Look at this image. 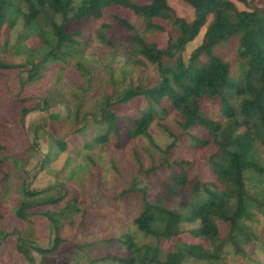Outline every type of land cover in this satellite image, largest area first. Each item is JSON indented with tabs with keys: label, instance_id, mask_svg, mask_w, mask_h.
<instances>
[{
	"label": "trees",
	"instance_id": "16d2710c",
	"mask_svg": "<svg viewBox=\"0 0 264 264\" xmlns=\"http://www.w3.org/2000/svg\"><path fill=\"white\" fill-rule=\"evenodd\" d=\"M182 1L193 9L190 21L166 0H0L3 43L14 33L12 48L28 51L22 64L0 60V69L20 67L24 74L17 76L16 93L5 94V86L0 92V130L6 116L22 125L26 114L46 110L51 102H64L67 109L65 115L49 113V122L30 125L32 135L20 156L29 162L39 152L32 167L12 159L0 143V167L8 168L0 178V246L15 236L16 251L28 264H264V4ZM116 8L134 15L139 24ZM208 15L212 18L201 43L184 60L181 51ZM116 25L126 32L118 40L112 37ZM89 28L97 46L108 48V63L84 56L80 38ZM154 33L166 34L165 46L152 38ZM29 37H36V47H26ZM230 37L237 40L236 59L243 66L236 81L231 80L230 63L214 52L215 45ZM142 60L154 66L156 80L127 81ZM68 65L76 74L71 82L64 79ZM45 70L53 71V77L44 95L36 100L21 96L22 89L41 85ZM206 101L216 103L213 114L204 108ZM169 112L179 133L188 135L189 150L204 155L212 180L199 178L193 160L169 159L167 151L177 138L166 126ZM155 126L173 138L164 149L155 143ZM40 137L47 140L45 150ZM138 139L143 140L141 148L160 151L149 167L130 146ZM107 146L130 150L138 164L139 175L118 191L106 190L102 180L106 168L100 165L101 156ZM63 152L59 167L49 169L55 181L32 189L31 170L47 168ZM109 163L119 171L111 158ZM160 169L167 172L154 186L141 184V173L155 175ZM83 179L76 191L67 184ZM86 181L97 188L90 197L83 189ZM134 192L141 195L140 204L128 203ZM102 202L117 210L113 232L80 243L62 237L60 221L80 211L93 216ZM54 205L57 209L49 208ZM7 208L21 226L6 229ZM86 214L77 234L93 224ZM35 216L46 218L50 243L32 239ZM123 216L126 223L120 222ZM183 233L192 240L182 241Z\"/></svg>",
	"mask_w": 264,
	"mask_h": 264
},
{
	"label": "rangeland",
	"instance_id": "374dc122",
	"mask_svg": "<svg viewBox=\"0 0 264 264\" xmlns=\"http://www.w3.org/2000/svg\"><path fill=\"white\" fill-rule=\"evenodd\" d=\"M140 1V0H139ZM168 5L175 11V13L181 17H183L185 20L190 21L193 19V9L190 5L183 2L182 0H166ZM264 4V0H251L249 1V4L247 7H255V6H261ZM237 7L239 9H246V6L236 3ZM115 12L120 14L123 17H126L130 22L139 24V20L132 14L128 13V11H122L119 9H115ZM212 18V15H208L206 22L203 27L200 28L198 34L196 37L189 42L185 48L181 51L183 59L187 60L190 52L193 48H195L197 45L201 43L203 33L205 31L206 25L210 22ZM126 32L122 27L116 25L114 28V33L112 34V37L115 40L121 39L120 36L124 35ZM5 35H0V60L10 63V64H22L25 62L26 57L28 56V51L25 48H22L18 50L15 48H12L11 43L13 42L15 38V34L13 33L11 37L9 38L8 44L3 43L5 39ZM152 38L158 42L160 46H165L166 42V34L165 33H154L152 35ZM81 42L84 43V45H81L82 47L86 48V52L84 56L90 61V62H101L102 63H108L111 59L109 55V50L105 46H97V41L94 38L92 28H89L83 32L82 37L80 38ZM38 44V41L36 37H29L26 40V47H36ZM238 46H237V40L235 37L228 38L223 43H218L214 47V52L221 56L223 59L227 60L230 63L231 66V80L236 81V79L240 76L241 69L243 66L238 62L236 59V52H237ZM144 60V59H143ZM142 64L137 65L128 75H127V81H132L133 83H150L154 82L156 80V71L153 65L149 64L147 61H143ZM120 64V63H119ZM20 67L17 68H9V69H0V92L3 88V86L6 87L7 92L5 94L9 95L10 93H16L18 91L17 84V76L24 75L23 73H19ZM76 74L74 73L73 67L71 65H68L65 72H64V79L66 82H71L73 77ZM42 83L40 86L34 85L33 87L24 88L21 90V96L23 97H31L35 98H41L46 88L51 84V80L53 77V71L51 70H45L42 74ZM76 77V76H75ZM4 94V95H5ZM5 98V97H3ZM6 99V98H5ZM5 101V100H4ZM233 102V99H231ZM34 102V100H33ZM5 104V103H3ZM216 103L214 101H206L204 102V108L208 111V113L213 114V109H215ZM16 112V110H11ZM49 113H59L62 115H65L67 113L66 105L64 102H56L54 101L50 103V105L46 108V110H33L26 114L24 116L23 124H19L18 122H15L13 118H7L6 125H3V128L0 130V143L6 148L5 153L7 155H10V157L13 159H20L23 162L24 167H32L35 162L40 157V153L37 152V154L33 157H31V160L29 162L24 161L20 156V153L28 146V137L31 136L30 132V125L36 121V120H42L45 119V122H49L47 119V116ZM13 116V114L11 113ZM173 112H169V116L167 118L166 126L170 128V130L176 135V143L175 145L170 148L167 151V155L169 156V159H176V160H193L195 162L194 169L197 171L199 178L203 181H209L212 180L213 175L209 171V167L207 162L204 159V155L201 154L199 151H193L189 150V138L188 135L184 133H179V129L174 125L173 123ZM152 134L155 137V143L159 147V149H164L171 141L172 136L168 134L166 130H164L161 126H155L152 128ZM41 142V149L45 150V147L47 145L46 138L40 137ZM142 139H138L137 141L130 144L131 148L136 150L138 152V158L143 164L144 167H149L152 162H156L161 157L160 151L156 150V152L145 150L143 147H140V143H142ZM75 144L78 143V140H75ZM145 146V143H143ZM75 146V145H73ZM72 146V147H73ZM143 149V150H142ZM131 151L128 150V152H121V151H114L112 146H107L105 148V152H103V155L101 156L102 162L100 163L102 169L106 168L105 171L102 173V180L104 182V186L106 190H115L118 191L122 188H126L129 186V182L132 178L137 176L138 173V164L136 160H133L132 156H130ZM66 154L60 153L54 161H52L47 168L41 169L39 171H36L34 168L31 170L32 177L30 179V187L32 189H39L41 187L47 186L50 183H53L55 181L54 175L51 173L52 169L58 168L59 164L63 162L64 157ZM152 156V158H150ZM111 158L112 161H115L116 165L119 168L118 172H115L113 169L110 168L109 159ZM51 168V170H49ZM8 168L0 167V178L2 176V171L7 170ZM166 169H160L157 171V174H148L143 175L141 173L140 177H138L139 180H141V184L146 185L147 187L151 188V186H154L158 179L164 176L166 173ZM30 174V175H31ZM139 175V173H138ZM84 183V179L81 183H77L75 180H68L67 184L69 187L76 191L81 187ZM84 191L88 192L86 197H90L95 191L96 186H94L92 181H87L84 184ZM152 193V192H151ZM153 194V193H152ZM133 202L134 205L140 204L141 202V195L138 192L131 193L128 197V203ZM132 207V206H130ZM51 209H57V205L50 206ZM103 208V209H102ZM130 209V208H128ZM5 226L7 230H11L13 226H21L18 219L15 217L9 209H5ZM121 213V211H118ZM86 212L80 211L74 215H72L70 218H64L62 221H60L61 225V234L62 237L65 239H69L71 241L74 240L76 242H82L89 240L91 238H95L97 236H104L106 234V231H114V216H117V210L114 209L113 204H103V202L100 204L97 210H95V213L93 216L88 215V212L86 214V220L92 221V225H88V228L82 232L78 233V230L80 227H83L84 222V215ZM97 221H93L96 220ZM35 222V231L32 235V239L36 241L39 245H45L47 243H50V232L47 220L44 216H35L33 218ZM101 222L97 225L95 223ZM123 220L124 223L127 222V218L123 216V219L120 220V222ZM87 221V222H88ZM86 222V223H87ZM107 223V226H106ZM95 225V226H94ZM180 238L182 241L188 243L192 240V238L186 234L183 233L180 235ZM15 236L8 237L0 246V264H28L24 258L16 251L15 248ZM163 248L167 246V243H163ZM99 249L98 251H100ZM37 257V255H36Z\"/></svg>",
	"mask_w": 264,
	"mask_h": 264
}]
</instances>
